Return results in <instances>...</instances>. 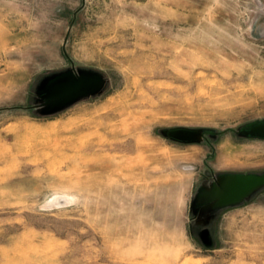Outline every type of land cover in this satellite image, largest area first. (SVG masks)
<instances>
[{
  "label": "rangeland",
  "instance_id": "obj_1",
  "mask_svg": "<svg viewBox=\"0 0 264 264\" xmlns=\"http://www.w3.org/2000/svg\"><path fill=\"white\" fill-rule=\"evenodd\" d=\"M0 264H264V0H0Z\"/></svg>",
  "mask_w": 264,
  "mask_h": 264
}]
</instances>
